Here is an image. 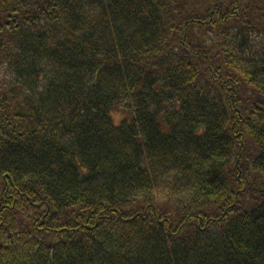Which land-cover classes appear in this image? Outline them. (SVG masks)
Masks as SVG:
<instances>
[{"label":"trees","instance_id":"1","mask_svg":"<svg viewBox=\"0 0 264 264\" xmlns=\"http://www.w3.org/2000/svg\"><path fill=\"white\" fill-rule=\"evenodd\" d=\"M0 264H264V0H0Z\"/></svg>","mask_w":264,"mask_h":264},{"label":"rangeland","instance_id":"2","mask_svg":"<svg viewBox=\"0 0 264 264\" xmlns=\"http://www.w3.org/2000/svg\"><path fill=\"white\" fill-rule=\"evenodd\" d=\"M117 118H118V117H117L116 115L113 114V122H114L115 125H117V121H116Z\"/></svg>","mask_w":264,"mask_h":264}]
</instances>
